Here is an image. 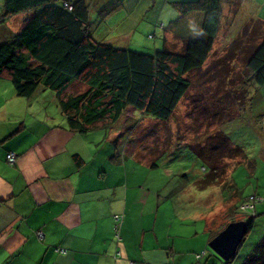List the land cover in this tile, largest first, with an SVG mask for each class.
Instances as JSON below:
<instances>
[{
	"label": "crops",
	"instance_id": "obj_1",
	"mask_svg": "<svg viewBox=\"0 0 264 264\" xmlns=\"http://www.w3.org/2000/svg\"><path fill=\"white\" fill-rule=\"evenodd\" d=\"M27 16L3 17L1 41ZM252 21L264 30V0H257L243 26ZM254 96L264 120V84ZM104 125L93 130H107ZM257 129L262 139L264 126ZM109 131L116 138L120 129L110 125L103 140L76 133L65 126L55 96L39 88L20 97L8 78H0V264H219L207 247L211 215L188 213L186 203L175 201L178 191L168 189L163 176L156 180L152 153L138 136H119L116 153ZM9 152L13 164L6 161ZM115 214H122L118 238ZM218 220L213 228L224 222ZM200 251L204 262L194 259Z\"/></svg>",
	"mask_w": 264,
	"mask_h": 264
},
{
	"label": "rangeland",
	"instance_id": "obj_2",
	"mask_svg": "<svg viewBox=\"0 0 264 264\" xmlns=\"http://www.w3.org/2000/svg\"><path fill=\"white\" fill-rule=\"evenodd\" d=\"M177 1L182 0H87L88 28L95 40L112 41L115 46L129 43L132 50L149 53L163 47L164 41L168 50L181 52L187 36L195 37L200 33L201 19L196 12L178 13L173 8ZM242 1L221 0V23L211 50L203 65L186 75L190 88L167 121L138 118L134 123L130 118L133 112L127 110L116 138L109 131L114 148L121 135L138 136L139 141H143L140 146L152 153L158 173L156 180L163 176V184L168 189L176 188L178 200L175 201L186 203L188 213L203 210L208 216L214 215L216 222L219 217L224 220L227 204H233L222 199V192L228 196L232 192H228L226 182L237 190L235 204L251 196L259 199L252 204L253 208L237 210L236 218L245 220L254 215V223L228 264H235L250 243L264 233V137L261 139L256 135L257 128L264 126V120L256 113V92L245 66L264 30L256 21L243 26L242 22L255 8L257 0ZM2 5L3 0H0V29L5 24ZM237 6L240 7L238 10ZM15 16H22V13ZM186 16L188 18L184 20ZM2 39L0 31V41ZM117 39L120 41L115 42ZM84 89L83 85L74 82L68 91L78 93ZM225 112L228 114L222 118ZM57 118L61 122L62 119ZM259 121L258 127L255 123ZM106 132L103 129L101 132L90 131L87 138L103 140ZM223 134L234 145L240 146L252 163L230 160L233 148L220 143ZM196 151L201 152L206 162L196 155ZM210 166L218 170L217 174L221 172L211 182L208 177ZM222 182L225 183L224 190ZM194 206L197 209H193ZM217 261L220 263L221 260L217 257Z\"/></svg>",
	"mask_w": 264,
	"mask_h": 264
},
{
	"label": "trees",
	"instance_id": "obj_3",
	"mask_svg": "<svg viewBox=\"0 0 264 264\" xmlns=\"http://www.w3.org/2000/svg\"><path fill=\"white\" fill-rule=\"evenodd\" d=\"M88 5L87 0H3L2 17L22 12H27L28 16L16 33L0 41V78H8L20 97L29 98L39 88L48 91L57 99L65 126L79 134L94 131L98 122L106 124L107 130L110 125L118 129L127 110L138 118L167 121L190 88L186 75L199 69L211 50L221 23V0L173 3L178 13L196 12L201 19L200 33L195 37L187 36L181 52L168 50L164 41L163 47L147 53L132 50L129 43L115 46L112 41L95 40L88 28ZM239 8L237 6L236 10ZM245 66L257 92L264 84V35L252 49ZM74 82L85 89L70 93L68 89ZM227 114L223 113L222 118ZM222 136L220 143L233 148L230 160L252 163L240 146L230 142L226 134ZM196 155L206 162L200 151H196ZM211 167L210 182L221 173L217 174L218 170ZM226 183L228 192H232L229 196L223 192L222 195L226 202L233 204H227L224 222L219 226L213 228L216 219L210 218L209 240L228 222L241 220L236 214L246 200L235 204L237 190ZM221 187L226 189L224 182ZM253 218L251 215L244 220L246 234L253 226ZM121 219L122 214L113 215L112 230L116 238ZM243 240L234 256L219 264L233 261ZM197 254L201 256L197 258ZM206 257L205 251L194 254L197 262H204ZM214 257L217 259L216 255ZM241 264H264V235Z\"/></svg>",
	"mask_w": 264,
	"mask_h": 264
},
{
	"label": "water",
	"instance_id": "obj_4",
	"mask_svg": "<svg viewBox=\"0 0 264 264\" xmlns=\"http://www.w3.org/2000/svg\"><path fill=\"white\" fill-rule=\"evenodd\" d=\"M246 234V223L244 220L228 222L208 242L209 250L225 262L234 256L236 249Z\"/></svg>",
	"mask_w": 264,
	"mask_h": 264
},
{
	"label": "built area",
	"instance_id": "obj_5",
	"mask_svg": "<svg viewBox=\"0 0 264 264\" xmlns=\"http://www.w3.org/2000/svg\"><path fill=\"white\" fill-rule=\"evenodd\" d=\"M65 5H67V3H65ZM15 154L12 153V152H9L6 154V161L9 163V164H13L14 161H15ZM259 199L257 198H254V197H249L248 198V201L246 200L242 205H241V209H250V208H253V205L255 202H257ZM36 235L38 237L41 236V232L40 231H37ZM56 250H60L59 248H56ZM60 252H65V250H60ZM203 254V252H202ZM201 256V254H197L196 257L199 258Z\"/></svg>",
	"mask_w": 264,
	"mask_h": 264
},
{
	"label": "clouds",
	"instance_id": "obj_6",
	"mask_svg": "<svg viewBox=\"0 0 264 264\" xmlns=\"http://www.w3.org/2000/svg\"><path fill=\"white\" fill-rule=\"evenodd\" d=\"M37 233V232H36Z\"/></svg>",
	"mask_w": 264,
	"mask_h": 264
}]
</instances>
